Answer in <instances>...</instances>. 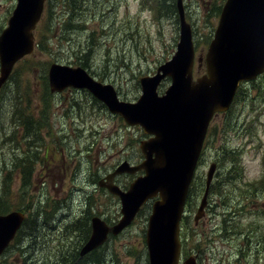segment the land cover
Masks as SVG:
<instances>
[{
  "label": "rangeland",
  "instance_id": "obj_1",
  "mask_svg": "<svg viewBox=\"0 0 264 264\" xmlns=\"http://www.w3.org/2000/svg\"><path fill=\"white\" fill-rule=\"evenodd\" d=\"M183 1L186 4V19L192 26L196 58L200 55L203 59L201 63L196 62L195 78L205 73L207 45L213 37L224 0ZM168 2L172 6L158 12L154 3H151V7H140L139 0H86L83 10L75 12L66 25L70 30L78 21L83 24V29L69 33L62 32L60 27V22L66 16L60 12L61 6H53L56 25H53L52 33L45 29L47 16L45 12L42 14L34 29V40L39 36L38 29L41 30L40 35L49 39L47 50L40 51L35 47L25 57L29 59L28 62L22 63L25 58L17 62L12 75L0 88V184L3 175L13 168V163L23 160L26 154L32 157L34 163L30 192L26 194L24 189H17L19 180L15 179L12 189L15 194L6 200V212L16 210L9 209L13 206L27 205L28 220L35 213L38 214L36 228L27 221L25 226L29 232L23 239L16 237L14 242L17 243L0 255L2 264H65L71 257L66 256L67 252L71 254L74 248L73 260H76L80 257L79 251L87 237L92 216L101 215L113 222L119 219V201L112 195L97 190L85 200V193L77 189H95L99 174L113 169L122 159L132 163L140 161L139 141L145 134L140 127L128 126L120 116L110 113L106 106H100L99 101L85 90L74 92L67 88L59 93L46 92L49 85L42 78H47L50 62L80 66L78 61L84 60L88 73L99 81L111 83L120 99L136 100L140 94L139 78L152 75L176 50L179 34L176 0ZM217 2L219 4L213 12ZM15 4L16 0H0V31L6 26ZM174 8L175 13H170L168 9ZM85 43H89L92 50L83 58L81 48H90ZM169 84L170 79L165 78L158 88L160 94ZM241 87L240 96L234 100L230 113L215 116L210 123L209 139L197 168L200 187L197 181V196L192 198L194 205L189 208L191 218L202 196L210 163L216 162L218 170L228 169L229 158H223V147L235 150L237 169L233 172L238 174L232 181L235 186L232 188L224 184V188L218 189L211 186L208 195L211 209L200 228L191 229L187 236H183L185 250L195 249L200 243L197 232L201 229L210 231L218 223L217 213L235 206L240 192L234 190L236 186L245 182L258 185L259 181L264 185V178L257 181L264 165V116L261 113L264 110V76ZM73 94L78 100L77 105L72 103L75 100L71 99ZM28 101L33 106V115H38L40 120L38 138L29 137L25 134L24 126L18 123L17 113L23 115ZM251 105L252 119H248V126L240 127L241 119L235 122L233 115L244 117L248 112L247 107ZM67 153L71 155L70 158ZM76 157L81 160L77 171ZM18 170L14 169L15 177L20 173ZM133 177L123 174L118 178L119 184L127 186ZM248 189L242 188L241 191ZM0 200L3 198L0 197ZM258 201L262 213L250 215L249 208H244L235 217L242 230L253 222L264 228V197ZM226 202L228 206H223ZM149 213L150 205H147L132 224L117 236H111L103 247L92 254L102 255L105 264H148L144 232ZM229 214L225 216L229 217ZM191 223L193 219L189 220ZM241 241V237L233 241V238L208 236L202 245L208 256L207 263L230 264L239 258L241 264H247L249 254L248 251L247 257L240 254Z\"/></svg>",
  "mask_w": 264,
  "mask_h": 264
},
{
  "label": "water",
  "instance_id": "obj_2",
  "mask_svg": "<svg viewBox=\"0 0 264 264\" xmlns=\"http://www.w3.org/2000/svg\"><path fill=\"white\" fill-rule=\"evenodd\" d=\"M44 2L16 0L0 33V86L14 64L33 50V30ZM176 8L179 19L176 51L153 75L140 77L141 94L135 101L119 99L111 83L95 80L80 66L57 62L49 65L51 92H60L68 86L86 88L110 113L120 115L130 126L139 125L150 135L139 142L141 162L130 165L124 160L98 181L99 186L119 197L121 216L112 225L92 216L91 232L79 251L80 257L102 245L109 233L117 235L124 230L140 207L157 196L145 233L148 262L179 264V222L209 122L216 112L229 107L240 81L254 79L264 71V0H225L205 54L206 74L196 80L192 78V27L186 21L182 0H176ZM167 76L171 83L159 95L157 87ZM215 169L216 163L211 162L194 215L195 223L204 215ZM140 170L144 173L127 190L112 181L115 175ZM23 217L17 210L0 214V254L15 236ZM183 264L197 263L189 257Z\"/></svg>",
  "mask_w": 264,
  "mask_h": 264
},
{
  "label": "flooded vegetation",
  "instance_id": "obj_3",
  "mask_svg": "<svg viewBox=\"0 0 264 264\" xmlns=\"http://www.w3.org/2000/svg\"><path fill=\"white\" fill-rule=\"evenodd\" d=\"M218 4H219V2H217L216 5L213 6V12H215V9H216ZM184 7H186L185 3H184ZM220 10H219L218 13H220ZM218 16H219V14H218ZM201 59L202 58L199 55L197 57V60L199 61V63H201V61L203 60V59L202 60ZM247 96H249L248 93H247ZM99 105L100 106H105L101 102H99ZM247 108H248V112L245 113L244 117L242 115L241 116L233 115V120L235 122H238L241 119L240 127L245 126V125L248 126L249 125L248 119H252V116H251L250 112H251L253 107L251 105V106H248ZM230 109H231V107H230ZM230 109H228L226 112H223V113L229 114L230 113ZM223 113H217L215 116H218V115L223 114ZM261 113L264 116V110H262ZM149 136L150 135L145 134L143 139L148 138ZM140 153H141V151H140ZM67 156H68V158L71 157V155H69V153H67ZM201 156H200V158L198 160V164L201 163ZM141 157H142L141 160L138 161V162H135V163H132V162H130L127 159H122V161L126 160V161L130 162L131 164L136 165V164H138L139 162L142 161V159H143V154L142 153H141ZM117 164H115V166H113V167L115 168ZM113 169L107 171L104 174H99V176H98L96 181H99V179L104 178L108 173L112 172ZM106 170L107 169H105L104 171H106ZM141 173H143L142 170H140L137 173L133 174V176L135 177V176H137V175H139ZM123 174H126V173H122V174L114 176L112 181H113L114 184L118 185L122 190H126L132 180L128 183L127 186L119 184L118 178H119V176H121ZM260 174H261V177L258 178L257 181H259L260 179L264 178V167H263L262 172ZM237 175L238 174H228V170H226V169L225 170H218L217 167H216V171H215V173L213 175V178H212V186L215 189L224 188V184H223L225 182V178L224 177L225 176H231V177L233 176V178L231 179L233 181V179H235V177ZM199 177H200V174H198V172L196 170L194 175H193V178H192V180L190 182L189 193H188L185 205H184V212H183V215H182V218H181V221H180L179 238H180V242H181V249H180V257H181V259L182 258L188 259L189 257H193L197 264H208L207 261H206L208 259V256L206 254V249L202 247L203 242H206V238H208V236H210L212 238H221V237L233 238V241H235V239L237 237H241L242 241L240 242L241 245L239 246L240 254H245L246 257L249 254V260H248L249 264H264V228L260 224H256L255 222H253L252 224H248L247 227L244 230H242L237 225L238 222L235 221V217L239 216L243 212L242 210L244 208H249L248 214L250 213V215H251V213L253 215L258 214V213L259 214L262 213L263 210H261L259 208L261 203L258 201V199L260 197H264V185H262L261 181H259L258 185L253 184V183L252 184H248V183L245 182L242 185L236 186L234 188V190L237 189L240 192H239V196L235 200V206L229 207L227 210L222 211V213H217L216 217H219L218 223H215L210 231H206V230L201 231L202 230L201 229L200 232H197V234L200 236V243L197 244L195 249L185 250L184 245L186 247V242L182 241L183 236H187L190 233L191 229L200 228V225L203 223V219L205 218V215L207 214L209 209H211V206H212L211 203L209 204V202H208V198L209 197H207V205L204 208L203 217L198 219V221L195 223L194 219H193L194 218V213H195L194 212L193 215H192V218H191V211H189V208H192L193 205H194V204L192 205V202H193L192 198L194 197V199H195L196 196H197V195H195L196 193L193 192V188H197V181H198V185L200 187ZM231 186L233 188L235 186V184L233 183V185H231ZM242 188H246V189L249 188V189L247 191H241ZM77 190L78 191H82L83 193H85V195H84L85 200H87L88 196L93 191L97 192V190H99L100 192H106V193L112 195L114 199H117L119 201L118 196L115 195V194H112L111 192H109L106 189V187H104V186L97 185L96 188L93 189V190H84L83 188H79ZM69 193L73 194L71 192H69ZM213 193H215L216 195L220 196V194H218L217 192H213ZM213 195L214 194H212V196ZM223 206H228V203L227 202L223 203ZM144 208L145 207L142 206L140 211L138 212V214L141 213L144 210ZM226 214H229V217H226L225 216ZM137 215H136V217H137ZM100 217H101V215H100ZM101 218L108 225L114 224V223H116L118 221L117 220V221L113 222L112 220H107L106 219L107 217L106 218L101 217ZM135 218H134V220H135ZM191 219H193V224L191 223V225H190L189 224V220H191ZM133 221H132V223H133ZM90 232H91V227H90V223H88V230L86 231L87 237L82 242V244L88 239V237L90 235ZM111 236H117V235H112L111 233H109L108 236H107V239L98 248L103 247V245L109 240V238ZM98 248L94 249L93 251L94 252L97 251ZM247 251H248V254H247ZM74 255H75V248L71 251V254H70V252H67L66 256H71V257H70V259L66 260L65 264H76V263L86 264L87 260H85V259H83V261H82L81 259L77 258L75 260V262H74V260H73ZM248 262H247V264H248ZM216 264H218V262ZM230 264H241V262H240V259L237 258V259L234 260V262H231Z\"/></svg>",
  "mask_w": 264,
  "mask_h": 264
},
{
  "label": "trees",
  "instance_id": "obj_4",
  "mask_svg": "<svg viewBox=\"0 0 264 264\" xmlns=\"http://www.w3.org/2000/svg\"><path fill=\"white\" fill-rule=\"evenodd\" d=\"M84 1L86 2V0H47L45 3V16H47V20L46 23L44 24L45 29H47L48 31H50L51 33L53 32V25H56V22L54 21V17H53V6H61V10L60 12L63 13L65 16V18L60 22V27L62 32L64 33H69L70 31H74V30H80L83 29V24H81L80 22L77 21V25L75 27H73L72 29L68 30L66 28L67 23L69 22L70 19H72V16L75 12L82 11L83 8V3ZM148 2L150 0H147ZM152 3H154V5L156 6V10L158 12H164L163 9L169 8L172 6V4L170 2L166 3V1L169 0H151ZM160 5V7H158ZM219 9V8H217ZM170 11V13H175V8L172 9H168ZM166 10V11H168ZM48 32V33H50ZM41 30L39 31L38 29V38H37V48H39L40 51L47 50V46L49 45V43L47 42L46 37H44L43 35H40ZM50 33V34H51ZM65 38V36L63 37ZM84 45L89 46L90 48H81V50L83 51L82 57L85 58L90 51L92 50V46L89 43H85ZM49 51V50H48ZM51 53V51H49V54ZM27 57V56H25ZM24 57V58H25ZM28 58L23 59L22 63H26L28 62ZM80 66L82 67H87L85 65L84 60H79L78 63ZM31 67V61H30V66H29V70ZM13 72V71H12ZM43 81L47 84V78L44 77L42 78ZM44 86V83H43ZM42 91L44 92V88L42 89ZM46 92H49V88L46 87ZM240 91H238L237 93V97L240 96ZM18 102H20V99H18ZM31 102H27V105L25 107V111L22 114L17 113V118H18V123L24 126L25 129V134H27L29 137H33V138H38L39 137V133H38V128H39V117L38 115H33V106L32 104H30ZM72 103L74 105H77L78 100H72ZM18 109H19V105H18ZM42 109L44 110V106L42 107ZM17 111V108H16ZM28 146V145H27ZM222 151V156L223 158H229L228 160V174L232 173V170H236L237 166H236V159H234V153L235 151L232 149L231 151L229 149H226L225 147H223L221 149ZM233 153V155H232ZM32 157H30L29 155L26 154V156H24L23 160H19V162L17 164L13 163V168H11L9 171H7L3 177L1 178V184H0V197L3 198V200H0V213H5L6 212V200L8 198H10L12 195L14 196L15 192L12 190L13 189V185H14V181L15 179L19 180V184L17 185L19 190L24 189L26 194L27 192H30V188H31V182H32V175H33V161L31 159ZM79 163H81L80 159H75V164L77 165L75 171L78 170L79 167ZM14 169H19L18 171L20 172L18 174L17 177H15V173L16 171H14ZM26 187V188H25ZM197 190V188H193V192L195 193ZM19 193H22V191H18ZM29 199L32 200V197H30L28 195ZM26 207H28L27 205L24 207H18V206H13V208H9V209H17V210H26L27 213L29 214V210L26 209ZM29 208V207H28ZM41 215H43L44 217L46 216V214L44 212H41ZM40 215V216H41ZM42 218V216H41ZM38 214L35 213L33 218H30L29 220L26 218L25 219V223L30 222L31 227L33 226L34 228H36L35 224L38 222ZM43 219V218H42ZM91 257H93L94 259H91L90 257V263L89 264H103L104 262V258L102 257V255H96L93 256V254H89ZM76 258V257H75ZM77 259V258H76ZM103 261V262H102Z\"/></svg>",
  "mask_w": 264,
  "mask_h": 264
},
{
  "label": "bare ground",
  "instance_id": "obj_5",
  "mask_svg": "<svg viewBox=\"0 0 264 264\" xmlns=\"http://www.w3.org/2000/svg\"><path fill=\"white\" fill-rule=\"evenodd\" d=\"M83 261V260H82ZM103 262V261H102Z\"/></svg>",
  "mask_w": 264,
  "mask_h": 264
}]
</instances>
